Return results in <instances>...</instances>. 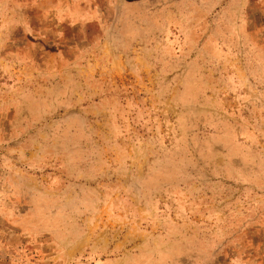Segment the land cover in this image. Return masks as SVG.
I'll use <instances>...</instances> for the list:
<instances>
[{"label":"rangeland","instance_id":"1","mask_svg":"<svg viewBox=\"0 0 264 264\" xmlns=\"http://www.w3.org/2000/svg\"><path fill=\"white\" fill-rule=\"evenodd\" d=\"M0 264H264V0H0Z\"/></svg>","mask_w":264,"mask_h":264}]
</instances>
